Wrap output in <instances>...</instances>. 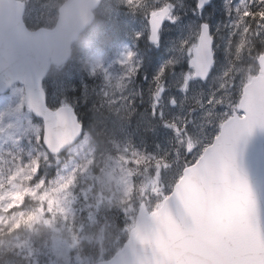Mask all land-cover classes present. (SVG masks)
<instances>
[{"label":"rangeland","instance_id":"374dc122","mask_svg":"<svg viewBox=\"0 0 264 264\" xmlns=\"http://www.w3.org/2000/svg\"><path fill=\"white\" fill-rule=\"evenodd\" d=\"M24 1L31 6L33 21L28 25L33 29L53 27L64 0ZM220 1L222 7L213 4L210 12L197 10L194 17L189 12L191 0L147 1L169 4L172 12L159 43L147 48L144 65H139L138 59L128 60L131 40L149 38L146 12L137 13L147 6L134 0L103 3L98 12L100 20L76 48L87 52L91 73H99L103 82L108 115L99 118L98 124L107 123L112 139L97 154L93 146L87 148V137L83 138L68 150L64 161L55 157L50 163L56 168L53 175L43 171L38 176L40 161L48 159L36 143L42 126L18 108L23 100L20 87L16 85L0 97V224L5 211L22 205L25 195L36 203L13 214V222L28 231L24 239L22 233L15 232L9 239L0 240L15 247L19 257L7 258V264H38V251L32 249L29 235H34L37 222H43L51 233L44 264H97L110 257L128 237L140 202L145 200L150 209L158 208L179 179L184 168L182 150L189 149L187 159L194 162L218 134L221 123L239 111L244 84L258 72L260 51L255 50V38L264 44V25L256 22L253 29L248 27L244 12L254 0ZM183 8L185 14L179 21ZM204 16L212 26L215 59L207 80L201 81L194 77L189 60ZM100 35L111 39L107 48H102ZM137 66L141 68L140 80L124 82L127 69ZM53 73L55 78L46 79L53 86L51 96L65 103L63 93L70 85V67L56 68ZM10 101L13 109L7 108ZM128 114L137 119L131 129L132 139L134 142L137 137L141 147L131 143L128 136ZM145 115L152 122L144 123ZM148 147L151 149L145 151ZM139 161H148L140 171ZM34 177L37 179L32 185L23 184ZM115 205L122 208L120 213L114 212ZM37 238L40 240V233ZM83 242L95 251L82 253Z\"/></svg>","mask_w":264,"mask_h":264},{"label":"water","instance_id":"95a60500","mask_svg":"<svg viewBox=\"0 0 264 264\" xmlns=\"http://www.w3.org/2000/svg\"><path fill=\"white\" fill-rule=\"evenodd\" d=\"M100 2L67 0L54 29L31 31L23 21L24 2L0 0V92L24 83L29 105L46 121L44 143L52 153L77 139L81 126L70 107H46L42 82L51 63L68 60ZM161 21H151L155 38ZM200 39L191 65L206 76L213 61L206 24ZM258 61L259 74L245 85L239 104L245 116L224 123L158 211L141 204L123 249L99 264H264V54Z\"/></svg>","mask_w":264,"mask_h":264},{"label":"trees","instance_id":"16d2710c","mask_svg":"<svg viewBox=\"0 0 264 264\" xmlns=\"http://www.w3.org/2000/svg\"><path fill=\"white\" fill-rule=\"evenodd\" d=\"M264 1V0H263ZM257 11L252 12L256 15ZM260 19L264 18V3L259 13ZM135 50L138 49V45L134 46ZM78 55L73 56L76 58ZM77 70L80 72L75 74L74 77L78 85L76 91L68 93L69 100L76 106V112L81 118L85 131L90 133V143H93L96 148L106 147L109 144V137L111 136L107 123L101 125V121L98 119L107 116L104 99L99 94V86L94 78L87 76L85 67L83 66V57L80 56L74 60ZM75 72H77L75 70ZM128 121L130 119L128 118ZM131 122V121H130ZM42 233H47L46 229L41 225Z\"/></svg>","mask_w":264,"mask_h":264}]
</instances>
